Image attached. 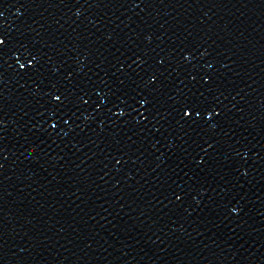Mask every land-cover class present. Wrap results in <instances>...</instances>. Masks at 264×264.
<instances>
[{"label":"water","instance_id":"water-1","mask_svg":"<svg viewBox=\"0 0 264 264\" xmlns=\"http://www.w3.org/2000/svg\"><path fill=\"white\" fill-rule=\"evenodd\" d=\"M0 38V264H264V0H0Z\"/></svg>","mask_w":264,"mask_h":264},{"label":"snow or ice","instance_id":"snow-or-ice-1","mask_svg":"<svg viewBox=\"0 0 264 264\" xmlns=\"http://www.w3.org/2000/svg\"><path fill=\"white\" fill-rule=\"evenodd\" d=\"M4 43L5 41L2 38H0V45H3ZM21 67H23V65H21ZM53 99L56 101H61V95H55ZM140 103L144 104L146 103V101L141 100ZM192 112H195V115L198 117L201 114V109H199L198 106H196L195 104L188 105L183 109V116L189 117L192 114ZM208 115H211V112H209Z\"/></svg>","mask_w":264,"mask_h":264}]
</instances>
